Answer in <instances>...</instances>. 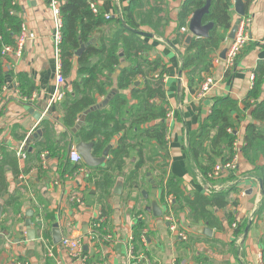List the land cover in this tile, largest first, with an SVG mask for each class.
Masks as SVG:
<instances>
[{"label": "crops", "instance_id": "0c3cea01", "mask_svg": "<svg viewBox=\"0 0 264 264\" xmlns=\"http://www.w3.org/2000/svg\"><path fill=\"white\" fill-rule=\"evenodd\" d=\"M90 1L95 3L98 13L105 21L116 17H129L128 0ZM148 1L149 5L153 4L152 0ZM183 1L166 0L164 8L169 24L164 28L162 36L155 35L147 27L136 30L151 46L148 59H160L165 69V100L159 105L163 111L171 112L172 116L166 122L169 157L167 172L179 180L184 195L191 199L195 193L205 195L197 169L187 157L188 137L207 118L216 100L230 98L236 101L237 110L231 115L238 148L236 175L239 177V192L231 196V200L236 202L235 207L228 205L225 209L211 208L210 226L202 220L192 221L188 207L181 202L176 203L169 195L173 198L174 219L187 237L186 240H180L164 220V199L157 186V171L153 170L157 161L151 162L152 153L158 146L153 140H143L144 132L161 121L151 120L147 124L139 125L136 131L125 129L105 142V146L99 151L94 150L96 141L85 140L81 135L84 133L81 127L89 111L84 112L86 115L83 124L75 133L65 129L61 123V101L52 105L49 103L55 92L56 57L52 39L53 20L48 0H12V4L18 7L17 14L21 24L27 29L28 38L20 57H1L3 84L0 89V148L16 153L23 145L24 153L26 151L27 154H33L44 147L51 151L43 152L46 156L45 162L39 163L41 168L36 167V160H27L25 154V158L18 162V168L24 172L18 175L17 180L11 172L6 173L9 194L0 200L3 207L0 219V226L3 228L0 230V264H54L55 261L63 264H142L139 262L140 256L145 260L144 263L149 264L264 263V212L258 213L264 198V186L257 171L258 167L264 166V157L253 165L240 151L247 126L255 124L250 116V109L243 105V101L252 88L250 79L255 76V70L260 64L264 65V0H241L243 5L247 2L246 12L251 17L250 40L233 67L225 69L219 59V64L213 61L212 68L202 74L203 79L211 77L214 80V86L202 99H196L195 92L189 90L187 71H183L181 67L185 42H180L176 37V20ZM234 4L235 0L231 6L233 21L236 17ZM104 15H108L110 19L106 20ZM163 15L164 13L161 14ZM101 32L110 36L111 26L106 24L101 27ZM186 34H190L188 23ZM100 35V32L94 33L90 43L95 44ZM218 50L211 55L212 59H218ZM77 60L78 57L74 55L71 70L64 77V93L71 91L73 81L80 80ZM121 65L125 68L128 62L121 59L119 66ZM118 67L111 75L112 84L106 88L107 94L97 97V105L93 110L107 106L116 93H122L127 98L131 89H141L144 86L143 80L136 77L133 88L119 92L115 81L121 72L117 73ZM19 79L29 80L34 85L28 102H24L20 95ZM104 81V76L100 75L93 86L100 87ZM262 89L261 99L264 98V84ZM134 103L133 101L131 104ZM28 104L43 109L41 114L47 119L35 121L26 110ZM125 114L127 115V110ZM123 122L127 126L126 116ZM123 136L124 145H128V157L122 159L124 166L120 171H111L108 166L112 159L111 151L118 148L119 138ZM98 140L104 142L102 136ZM80 142L92 143L90 154L93 158L102 157L104 150H107V155L101 164L91 168L81 158L78 166L88 169V177L73 175L75 169L65 172V177L63 170L76 167L69 162V153L71 150L76 151L75 147ZM160 154L163 155L162 150ZM67 161L69 165H66ZM134 170L136 175H132ZM40 171L45 173L44 179L38 178ZM104 175L109 176L105 188L97 186ZM225 177L222 174L221 178L210 183L218 187L216 192L228 189L230 180ZM19 182L28 185V189L30 186L34 192L22 193L20 186L21 196L9 204V195H15ZM118 183L121 186L119 193H114ZM5 197L7 199L4 201ZM30 199L32 204L29 203ZM74 199H79L82 204ZM152 201L161 208V216H154L147 211ZM230 210L236 212V221L244 222L243 231L236 237L226 219V213ZM29 211L32 213L31 226L35 230V238L31 241L26 238L24 226L25 215ZM139 219L145 224V239H140L138 248L134 249L133 231ZM94 222H99V228L93 229ZM55 224L61 237L80 240V255L84 261L71 257L60 245V241L55 243L52 231ZM205 228L211 232L204 233L202 229ZM95 230H100V236ZM48 246L51 247V257L46 254ZM130 246L137 252H133L132 260L128 257Z\"/></svg>", "mask_w": 264, "mask_h": 264}, {"label": "trees", "instance_id": "16d2710c", "mask_svg": "<svg viewBox=\"0 0 264 264\" xmlns=\"http://www.w3.org/2000/svg\"><path fill=\"white\" fill-rule=\"evenodd\" d=\"M59 2L63 22L60 44L63 77L71 70L74 52L81 45L85 46L77 60V74L80 80L71 83V91L64 93L59 104L62 111L61 123L64 128L72 131L77 125L79 115L89 111L81 127L84 132L81 135L85 140L96 141L94 150L99 151L105 146V142L123 130L136 131L139 125L147 124L151 120H160L158 125L144 132L143 140H153L158 146L157 150L152 153L151 162L157 161L153 170L157 171L156 182L158 188L161 189L162 199L171 195L176 203L181 202L188 207L189 218L192 221L202 220L212 226L210 209H225L228 205L234 208L236 202L231 200V196L239 192L238 182L221 192H213L209 195L195 193L191 199L181 191L182 186L179 180L168 174L167 126L163 118L166 110L163 111L159 105L165 100L162 78L165 69L160 59H148L151 46L142 39L140 33L134 32L138 28L147 27L155 35L162 36L164 28L169 24V17L164 8L166 0H152V5H149L148 0H128L129 17L122 19L116 17L110 21H105L100 13H92L89 7L90 0H59ZM205 2L206 0H184L181 3L176 20V37L180 42L184 43L187 37L186 32L181 33V29L187 27L192 13L196 9L202 8ZM231 6L232 0H210L209 12L202 18L203 24H213L208 37L191 38L185 44L181 67L183 71H187L188 86L191 92H196L204 81L202 74L212 68L214 59L211 55L226 39L227 32L233 22ZM246 8L247 2L245 1V13H247ZM17 13L18 7L12 4V0H0V51L4 45L12 46L19 33L22 21ZM162 13H164L163 16H161ZM106 24L111 26L110 36H105L101 32V27ZM96 32L101 33L100 38L95 44H91V37ZM121 59L126 60L128 66L121 70L115 80L119 92H125L131 88L136 77L143 80L144 86L141 89L132 87L127 98L122 93H116L107 106L93 110L97 105V97L107 94L106 88L112 84L111 75L119 66ZM1 60L0 56V89L3 84ZM100 75L104 76V83L100 87L93 86ZM263 84L264 65L260 64L255 70L252 88L243 101V105L250 109V116L255 124L247 126L240 151L244 158L253 165L264 157V98H260L263 93ZM33 90L34 85L31 81L19 79V92L22 98L29 99ZM133 101L135 103L131 104ZM126 110L127 115L125 114ZM236 110V101L230 98L216 100L207 118L188 137L187 157L197 169L198 174L209 183L216 181L208 177L214 165L217 162L225 163L232 157V148L236 137L231 115ZM125 116L127 126L126 122H123ZM228 128L231 129L230 134L227 133ZM100 136L104 138L103 143L98 140ZM124 138V136L119 138L118 148L111 151L112 159L108 164L111 171H120L124 166L122 159L128 157V145L126 147L122 141ZM50 151L48 147H44L37 149L33 154H27L25 151V154L27 160L31 161V158L36 160L38 162L36 167L41 168L39 165V163L41 164L40 155ZM19 160L14 152L0 148V200L9 194L6 173L11 172L17 180L18 175L24 172L18 168ZM67 164L69 165L68 161ZM71 169H76V167L65 169L62 174ZM257 171L264 186V166L258 167ZM132 175H136L135 170ZM44 176L45 173L40 171L38 178L44 179ZM108 177V175H104L100 181L102 184L99 183L97 186L105 188L108 184ZM236 177V174H229L227 180H233ZM20 186L22 193L28 192L27 187L19 182L15 195H9L7 200L9 204L14 203L21 196ZM29 190L34 192L30 186ZM29 203L32 204L31 199ZM263 212L264 198L258 210L259 214ZM226 219L229 226L235 224V227L232 228L235 237L243 231L244 222H242L243 220L236 221L234 210L226 213ZM144 228L145 224L139 219L133 231L134 249L138 248L137 243L142 237L145 239ZM0 230H3L1 226ZM99 231L95 230L98 236H100ZM134 251L137 253L136 250Z\"/></svg>", "mask_w": 264, "mask_h": 264}, {"label": "built area", "instance_id": "2783aa9c", "mask_svg": "<svg viewBox=\"0 0 264 264\" xmlns=\"http://www.w3.org/2000/svg\"><path fill=\"white\" fill-rule=\"evenodd\" d=\"M232 0V4H233ZM48 5L52 13V20H53V29H52V39H53V44H54V49H55V57H56V66H55V92L52 95V99L49 102L50 105L56 102H60L64 96V91H63V86L65 83V79L62 76V71H61V60H60V44L62 40V27H63V22H62V16L60 13V2L59 0H48ZM89 7L92 11L93 14H98V10L96 8V5L94 2L90 1L89 2ZM104 18L106 20H109L110 17L108 15H104ZM237 21V28L236 32L234 35L233 40L231 41L230 46L228 47L226 53H225V59L221 63L223 64V67L225 69H229L233 67L235 64V61L239 57L241 51L243 48L247 45V43L250 40V25H251V17L248 13H244L242 16H236L235 17ZM182 33L187 32V27L181 29ZM27 29L24 24H21L19 33L15 37L14 44L12 46L4 45L1 48L0 51V56L5 57L12 55L16 58L20 57L25 42L27 40ZM215 64H219L220 61L219 59L215 58L214 60ZM163 78V77H162ZM253 79L254 77H251V82L253 84ZM214 86V80L211 77H207L204 79V81L201 83L199 86L198 90L195 92V97L196 99H202L206 96V94L211 90V88ZM24 102H28L29 99L23 98ZM171 112L166 111L165 116H164V122L166 123L167 121L171 120ZM227 133H231V129H227ZM167 140V136H166ZM16 157L18 159H23L25 158V153H24V148L23 145L18 149V151L15 153ZM46 156V153H42L40 155V160L42 163L45 162L44 158ZM237 160H238V148L236 147V140L234 141L233 148H232V157L230 160H228L225 163H220L217 162L212 171L208 174L209 178H212L214 180H217L221 178L222 174H225V178L228 177L229 174H236L237 172ZM69 162L72 163L73 165H76L75 171L72 173L73 175H82L83 177H88L89 171L86 167L78 166L79 163H81V157L80 155L75 151L71 150L69 153ZM78 166V167H77ZM199 175V174H198ZM66 177V175L64 174ZM200 181H202V187L205 195H209L213 192H216L215 189L218 187L210 185L208 181H206L202 176H200ZM239 180V177H236L233 180H230L229 184L227 187L233 185ZM56 183V182H55ZM25 186L28 189V185L25 184ZM28 192L30 193V190L28 189ZM77 203L82 204L79 199H74ZM163 211H164V220L168 223L169 229L172 232H175L178 238L180 240H186V233L183 230H180L178 228L177 222L174 219L173 216V198L171 196H168L164 199L163 203ZM99 222H94L92 224L93 229L99 228ZM235 227V224L232 225V228ZM110 237H106V239H109ZM144 241V237L141 238ZM42 242L44 240L40 239ZM60 245L66 249L71 257H76L80 258L81 260L84 261L83 257H81V247L82 244L80 240L78 239H71L68 237H61L60 239ZM46 254L51 257V247H46ZM128 257L129 260L134 259V253H133V247H129V252H128ZM139 262L142 264H149V262L144 263L145 260H143V257L140 256ZM54 264H63L60 261H55ZM261 264V263H259Z\"/></svg>", "mask_w": 264, "mask_h": 264}, {"label": "water", "instance_id": "95a60500", "mask_svg": "<svg viewBox=\"0 0 264 264\" xmlns=\"http://www.w3.org/2000/svg\"><path fill=\"white\" fill-rule=\"evenodd\" d=\"M209 7H210V0H206L204 6L202 8L196 9L192 13V15L189 19V22H188V32L190 34L186 37L185 44L189 42V40L191 39L192 36L197 37V38H207L208 37V33L213 28V24L212 23L203 24L202 18L204 15H206L209 12ZM234 12H235L236 16H242L244 14V12H245L244 11V5H243L241 0H235ZM125 27H127V26H125ZM236 28H237V21L235 19V21L232 22V25H231L229 31L227 32L225 41L223 42L220 49L218 50V59H220L221 61H224V59H225V53H226L228 47L230 46L231 41L234 38ZM134 32L138 33V31H134ZM84 48H85V46L81 45L80 48L74 52V55L76 57H79L81 55V53L83 52ZM118 68H119V70L117 71V73H119V71H121L124 68V66L121 65ZM26 110L32 115V117L35 121H44L47 119L46 117L42 116V114H41V111L43 109H38V108L34 107L32 104H28V106H26ZM85 115H86V113H84L83 115H81L79 117V120L77 121V125H76L75 129L72 130L73 133H75L76 130H78V127L82 126ZM91 147H92V143H83V142L78 143L75 147L76 151L79 152V154H80L83 162L85 163V165H87L90 168L96 167L99 164H101L104 161L105 156L107 155V150H104L102 157L93 158L90 154ZM116 186L117 187H116L114 193H119V189L121 186L119 183ZM153 193H155V192H153ZM6 199H7V197H5L3 200L5 201ZM2 209H3V207L0 204V219H1V215H2ZM147 211L152 212V214L154 216H161L162 215V210L155 201H152L150 207L147 208ZM31 215H32L31 211L27 212L25 215L26 217H25V222H24V226L26 228V230H25L26 238L29 241L34 240V238H35V230L31 226ZM52 231H53L54 241H55V243H58L61 239V235L57 231V224H55L53 226ZM202 231L204 233L211 232L208 228L202 229ZM246 232H247V226L245 228V233Z\"/></svg>", "mask_w": 264, "mask_h": 264}, {"label": "rangeland", "instance_id": "374dc122", "mask_svg": "<svg viewBox=\"0 0 264 264\" xmlns=\"http://www.w3.org/2000/svg\"><path fill=\"white\" fill-rule=\"evenodd\" d=\"M234 224V223H233ZM232 227V226H231Z\"/></svg>", "mask_w": 264, "mask_h": 264}]
</instances>
